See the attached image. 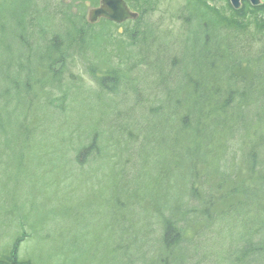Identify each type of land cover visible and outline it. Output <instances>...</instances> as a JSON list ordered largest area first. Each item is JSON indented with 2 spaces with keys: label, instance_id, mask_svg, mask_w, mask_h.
<instances>
[{
  "label": "rangeland",
  "instance_id": "1",
  "mask_svg": "<svg viewBox=\"0 0 264 264\" xmlns=\"http://www.w3.org/2000/svg\"><path fill=\"white\" fill-rule=\"evenodd\" d=\"M101 2L0 0V69L11 59V72L22 78L12 91L0 82V264H157L164 234L160 212L170 215L179 201L200 205L191 182L192 192L209 193L216 205L210 223L187 224V237L217 251L212 258L237 239L238 218L229 209L240 196L233 197L231 176L240 184L256 181L246 166L255 145L264 156V121L232 133L225 123L211 136L208 154L194 157L198 176L192 179L184 159L196 145L170 126L157 128L165 118L157 112L166 114L181 99L184 106L171 121L179 124L185 104L193 101L189 93L198 94L194 83H203L200 92L206 93L215 79L202 48L207 44L217 50L220 41L224 54L235 47L236 56L254 58L242 63L248 79L264 73V28L251 24L243 35L217 25L219 16H240L250 24L254 13L264 17V7L250 9L243 1L237 12L230 0H129L138 21L103 20L90 28V13ZM17 16L25 29L13 22ZM78 29L86 34L66 40L74 45L67 48L66 64L56 67L61 77L40 66L27 80V69L18 66L32 53L25 42L38 52L49 50L54 37ZM218 70L222 79L221 62ZM114 74L115 86L107 80ZM228 85L212 82L220 91L203 110L224 103ZM249 110L261 112L262 102L251 99ZM120 119L126 127L121 131ZM95 142L80 162L79 152Z\"/></svg>",
  "mask_w": 264,
  "mask_h": 264
},
{
  "label": "trees",
  "instance_id": "2",
  "mask_svg": "<svg viewBox=\"0 0 264 264\" xmlns=\"http://www.w3.org/2000/svg\"><path fill=\"white\" fill-rule=\"evenodd\" d=\"M250 7V9H254L252 6ZM256 14L257 13L252 14V20L255 19L250 24L242 20L240 16H237L238 18L236 16L228 18L219 16L218 19L220 23L217 25L218 27H222L220 24H226L233 30L240 29L243 35L247 32V26L251 24H254L260 31L264 28V17L260 19L256 17ZM69 21L71 24L73 23L72 20ZM13 22L19 29L23 30L26 27L22 17L19 18L17 16L13 18ZM89 27L92 28L93 26L90 25ZM2 30V32L5 31L4 26H2ZM76 32L78 35L72 34L66 37H54L50 41L52 44L51 48L48 50V48L43 47V50L39 52L33 45H30L29 42H25L30 46L32 53L29 52L27 63H20L18 66L27 69V80L33 79L30 77V72L34 70L35 67L40 68V66L49 69V73L53 72L54 77H61V75H58L61 73V70H56V67L61 66L62 68L63 65L66 64L69 57L68 55H70L67 48H71L74 45L66 44V40H68V43L76 39L82 40L83 36L86 34L84 29H78ZM135 34L136 32L133 36H135ZM18 39L23 41L25 38L23 34H21ZM209 45L210 44L202 46V48L204 52L207 53L208 59H210L211 70L215 79L208 83L210 86L206 87V93L202 94L200 92L203 83H194L195 94H198L195 96L193 93H189L188 97L193 101L191 102L192 104H185L186 110L188 111L183 115L179 124H171V121L175 122L176 115L180 113V110H182L184 106L181 99H178L175 104H171L173 106H171L169 110L166 108V114H162L160 111L157 112V115H164L165 117L163 122L156 125L157 128H162L161 130H164L170 126V128L178 132L182 138H185L184 142L196 145L188 148L184 159L187 170L189 171V176H191L192 179L198 176V171L195 169L197 164L194 157L197 156L200 158L201 154H208L212 140H214L211 136L215 132L227 125V132L232 133L234 128H247L249 125L262 124L264 121V73L262 71L258 75L253 73V76L248 79L247 76L244 75L248 72V65L244 67L242 64L243 60H248L251 63L254 58L244 55L236 56L233 50L235 47L229 48V55L224 54V49L220 41V49L217 48L216 50ZM39 47L41 46L39 45L38 48ZM262 51H264V48ZM263 53H258L260 55H258L256 61L262 59ZM21 59L24 58L21 57ZM10 61L11 59L0 69V82H8L11 90V88L14 89L18 86V80H22V78L18 77L21 75V72L17 75L11 72L9 68ZM220 62L222 79H218L220 74L218 65ZM115 75L116 74L107 79L113 83V86H115L117 82ZM197 78L198 77L189 78V82L193 79L199 81ZM107 80H102L103 85ZM214 81L229 83L227 86L229 90L226 89L228 96L224 99V103L222 101H216L210 104L207 110H203L204 103L210 102L215 95L218 96L219 94L220 87H211V83ZM255 82L256 85H252ZM258 83L261 85L260 88H257ZM26 86L29 87L30 84ZM188 87L189 86L186 84L185 90ZM7 90L10 91L9 89ZM254 92L256 95L259 93L260 98L259 100L256 96H253V98H256L257 102H262V111L259 113H257L258 110L253 112L249 110V102L253 99L251 93L253 94ZM3 93L5 94V92ZM260 109L261 108H259V110ZM220 111H225L226 117L224 116L221 118L219 114L224 113ZM260 113H262V115ZM123 122L122 119L117 122V130L121 131V128H126L122 126ZM199 140L201 143L200 146H197ZM95 144L96 142L88 146V148H83L79 152L78 160L80 162H85V159L91 154V150L95 149ZM260 157H262V159ZM248 158L246 167L251 172L250 178L253 176L252 179L256 181L249 182L247 180L245 183L240 184L231 176V181L235 184L232 189L233 197L240 196L236 204L229 209V213L235 214V218H238L236 220L237 239L223 247L224 249L220 256L212 258V253L217 251H213L209 247L206 248L202 242L196 240L191 241L187 237V224L203 223V221L210 223L213 219L210 210L216 205L214 197L209 193L204 192V194H200L196 188H194L195 191L192 192V182L190 181V193L193 194L192 196L195 197V200L200 202V205L197 206L193 204L188 208L187 203H181L179 201L172 206L173 209L169 213L170 215H162L160 212L159 217L162 228L164 229V234L162 236V245L158 248V255L155 258L157 264H264V156L262 152H259L258 146L255 145V148L251 149Z\"/></svg>",
  "mask_w": 264,
  "mask_h": 264
},
{
  "label": "water",
  "instance_id": "3",
  "mask_svg": "<svg viewBox=\"0 0 264 264\" xmlns=\"http://www.w3.org/2000/svg\"><path fill=\"white\" fill-rule=\"evenodd\" d=\"M249 1V0H248ZM264 0H250L254 6H259ZM235 9L241 7V0H231ZM137 15L130 11L124 0H103L100 7L90 13V22H98L101 18L109 19L115 23H124L127 19L136 18Z\"/></svg>",
  "mask_w": 264,
  "mask_h": 264
},
{
  "label": "flooded vegetation",
  "instance_id": "4",
  "mask_svg": "<svg viewBox=\"0 0 264 264\" xmlns=\"http://www.w3.org/2000/svg\"><path fill=\"white\" fill-rule=\"evenodd\" d=\"M125 2H126V4H127V7H129V9H130L132 12H135L134 9H133L134 7H132V5H131V3L129 2V0H125ZM132 2H139V0H132ZM262 7H264V3L262 4ZM135 13L138 14L137 19L140 18V13H139V12H135ZM137 19H136V21L139 20V19H138V20H137ZM131 20H132V19H131ZM133 20H135V19H133ZM129 21H130V20H129Z\"/></svg>",
  "mask_w": 264,
  "mask_h": 264
}]
</instances>
